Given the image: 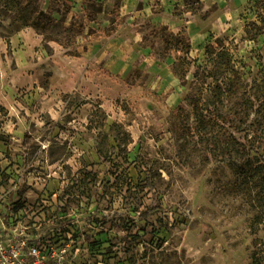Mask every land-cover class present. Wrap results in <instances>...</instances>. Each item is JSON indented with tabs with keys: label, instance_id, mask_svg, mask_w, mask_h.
<instances>
[{
	"label": "rangeland",
	"instance_id": "374dc122",
	"mask_svg": "<svg viewBox=\"0 0 264 264\" xmlns=\"http://www.w3.org/2000/svg\"><path fill=\"white\" fill-rule=\"evenodd\" d=\"M51 2L0 0L1 66L17 33L43 43L38 84L0 105V264H252L264 0ZM161 25L188 53L154 57Z\"/></svg>",
	"mask_w": 264,
	"mask_h": 264
},
{
	"label": "crops",
	"instance_id": "0c3cea01",
	"mask_svg": "<svg viewBox=\"0 0 264 264\" xmlns=\"http://www.w3.org/2000/svg\"><path fill=\"white\" fill-rule=\"evenodd\" d=\"M25 33L27 34L26 30L21 31L12 36L9 41L14 48L12 53L16 69L9 68L5 61L4 66H1L0 63V79L7 78L6 82L4 80L2 89H0V105L9 112V115L15 114L13 111L11 112L14 104L12 100L15 95L38 84L34 72L30 71V68L32 61L37 60L42 54V39L31 37V34L26 36ZM9 47L7 42L0 40V56L5 57ZM17 124H20L19 127L17 126L19 129L24 128L22 119L19 118ZM6 131L10 132L9 130Z\"/></svg>",
	"mask_w": 264,
	"mask_h": 264
},
{
	"label": "trees",
	"instance_id": "16d2710c",
	"mask_svg": "<svg viewBox=\"0 0 264 264\" xmlns=\"http://www.w3.org/2000/svg\"><path fill=\"white\" fill-rule=\"evenodd\" d=\"M30 2V0H28ZM54 9V2L50 3L47 12L51 13ZM41 14H44L41 12ZM46 15V14H45ZM47 17V16H46ZM34 28L38 31L40 30L39 25H34ZM145 43L148 42L152 43L151 47L154 52V57L161 58L164 56L162 54L163 49H176L179 51H182L183 53H188L191 44L190 39H188L185 35L181 34H175L172 30L169 29L168 26L161 25L156 26L152 28L151 31L146 32L142 39ZM157 40L160 42V46H156L153 44L154 42H157ZM166 57V56H164ZM184 61H181V59H178L174 62L173 68L177 75L180 77H183L185 74V71L187 69L183 68ZM247 157V163H250L251 161V155L248 153L246 155ZM256 249L253 251L252 255V264H264V238L258 239L255 243Z\"/></svg>",
	"mask_w": 264,
	"mask_h": 264
},
{
	"label": "built area",
	"instance_id": "2783aa9c",
	"mask_svg": "<svg viewBox=\"0 0 264 264\" xmlns=\"http://www.w3.org/2000/svg\"><path fill=\"white\" fill-rule=\"evenodd\" d=\"M34 251H36V249H34Z\"/></svg>",
	"mask_w": 264,
	"mask_h": 264
}]
</instances>
